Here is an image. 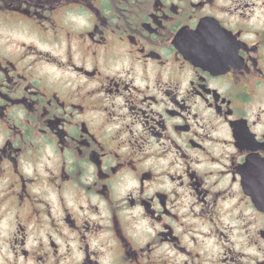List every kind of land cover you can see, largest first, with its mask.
I'll use <instances>...</instances> for the list:
<instances>
[{
    "label": "clouds",
    "instance_id": "clouds-1",
    "mask_svg": "<svg viewBox=\"0 0 264 264\" xmlns=\"http://www.w3.org/2000/svg\"><path fill=\"white\" fill-rule=\"evenodd\" d=\"M164 262L264 264V0H0V264Z\"/></svg>",
    "mask_w": 264,
    "mask_h": 264
},
{
    "label": "flooded vegetation",
    "instance_id": "flooded-vegetation-1",
    "mask_svg": "<svg viewBox=\"0 0 264 264\" xmlns=\"http://www.w3.org/2000/svg\"><path fill=\"white\" fill-rule=\"evenodd\" d=\"M162 2V0H161ZM153 24H155V20H153ZM149 27H151V25H149ZM192 31H196V29H192ZM183 32V29L181 28L178 32L177 35L179 36L180 33ZM194 91H196V89H194ZM202 98L206 95L203 92V88L199 89ZM211 91V90H209ZM215 98H213L214 100ZM169 100L171 103H173V108L171 109H167L166 110V114L170 119L176 120V119H180V123H177L175 125H173L174 130H180V129H188L190 130L191 126L190 124H188L187 122H185L184 117L182 116V114L185 112V106L181 104V102L179 100H171V97H169ZM147 101H151L152 103H159V101L157 100L156 97H145L144 100L142 101V103H145ZM235 123V121H233ZM164 124V127L161 128V124ZM155 126L157 131L163 133V131L168 127V124L166 122H164L162 119L161 120H156L155 121ZM229 130L232 131L231 129V125H229ZM182 133L177 131V135H181ZM232 139L233 141H235L236 139V134L234 131H232ZM190 144H192L194 147L197 145V141L194 140H190L189 141ZM247 163V154H245V160L241 162L240 166L244 167V165ZM189 179H192V177H189ZM235 179V178H234ZM241 182L243 181V177H240ZM256 201H253V204L255 205ZM163 206V205H162ZM257 211H259V209H257ZM175 214L173 213L172 216H174ZM165 216H169L168 213H165ZM178 219V218H177ZM169 229H171V231H169ZM161 236L163 237H167L166 241H162V242H166L171 244V246L173 248L176 249V251L180 254V255H184V256H192L193 253L186 247H183L181 244L177 243V241L180 240V237L176 234V229L172 224H165L164 225V231L160 233ZM121 246L123 247V241H121ZM150 247V244H146L145 248ZM164 264H167V262H164Z\"/></svg>",
    "mask_w": 264,
    "mask_h": 264
}]
</instances>
